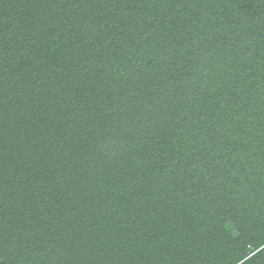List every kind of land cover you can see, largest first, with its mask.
<instances>
[{
	"label": "trees",
	"instance_id": "obj_1",
	"mask_svg": "<svg viewBox=\"0 0 264 264\" xmlns=\"http://www.w3.org/2000/svg\"><path fill=\"white\" fill-rule=\"evenodd\" d=\"M0 264H264V0H0Z\"/></svg>",
	"mask_w": 264,
	"mask_h": 264
}]
</instances>
